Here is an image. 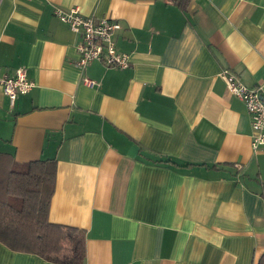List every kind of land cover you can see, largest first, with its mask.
<instances>
[{
  "label": "crops",
  "instance_id": "crops-1",
  "mask_svg": "<svg viewBox=\"0 0 264 264\" xmlns=\"http://www.w3.org/2000/svg\"><path fill=\"white\" fill-rule=\"evenodd\" d=\"M115 23L126 68L90 61L55 8ZM0 151L53 158L48 218L83 231V264H257L264 145L220 72L264 96V0H0ZM0 264H55L0 243Z\"/></svg>",
  "mask_w": 264,
  "mask_h": 264
},
{
  "label": "trees",
  "instance_id": "trees-1",
  "mask_svg": "<svg viewBox=\"0 0 264 264\" xmlns=\"http://www.w3.org/2000/svg\"><path fill=\"white\" fill-rule=\"evenodd\" d=\"M55 178L53 158L18 163L0 151V243L55 264H83V231L48 218ZM257 264H264V253Z\"/></svg>",
  "mask_w": 264,
  "mask_h": 264
},
{
  "label": "built area",
  "instance_id": "built-area-1",
  "mask_svg": "<svg viewBox=\"0 0 264 264\" xmlns=\"http://www.w3.org/2000/svg\"><path fill=\"white\" fill-rule=\"evenodd\" d=\"M53 13L69 28L78 33L80 40L76 44L78 66L83 72L82 83L88 86L98 82L84 74L87 64L92 60L101 61L105 66L126 68L130 65L128 53L120 51L113 40L115 23L108 17L83 15L78 7L65 11L55 8ZM228 91L243 101L251 120V147L264 145V96L260 85L250 87L244 84L233 72L224 69L220 72ZM33 82L27 78L26 69L17 67L12 74L0 73V87L13 104L18 94L28 92Z\"/></svg>",
  "mask_w": 264,
  "mask_h": 264
}]
</instances>
